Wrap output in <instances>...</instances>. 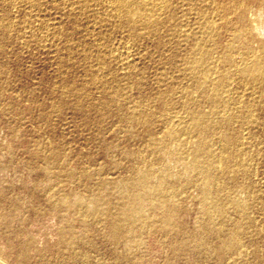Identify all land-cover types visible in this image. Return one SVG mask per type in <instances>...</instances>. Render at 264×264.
<instances>
[{
    "label": "rangeland",
    "instance_id": "374dc122",
    "mask_svg": "<svg viewBox=\"0 0 264 264\" xmlns=\"http://www.w3.org/2000/svg\"><path fill=\"white\" fill-rule=\"evenodd\" d=\"M27 1L0 0V264H264V96L232 84L211 112L173 24L130 35L111 0ZM250 6L218 55L255 57L264 87V4ZM242 107L256 126L241 128ZM196 109L204 137L188 129ZM224 153L246 171L232 179Z\"/></svg>",
    "mask_w": 264,
    "mask_h": 264
},
{
    "label": "bare ground",
    "instance_id": "6f19581e",
    "mask_svg": "<svg viewBox=\"0 0 264 264\" xmlns=\"http://www.w3.org/2000/svg\"><path fill=\"white\" fill-rule=\"evenodd\" d=\"M85 1L87 0L82 3V10L86 7L87 2ZM256 3L263 5L264 0H111L108 2L111 5L109 8L111 7L113 12L110 14L111 20L118 23L116 27L119 25L121 28H126L130 35L137 34L141 36L144 34L155 37L160 33L161 27L164 28V25L173 24V28L166 29L168 36H176V39H183L185 43L193 42L181 59L179 71L182 76L187 77L191 86L203 89L200 98L209 106L211 112L217 107L227 109L228 101L232 100V84L233 86L237 85L241 92L249 90L253 96L258 93L264 96V87L262 86L263 66L259 60L255 57H250L245 64H240L227 57V55H218L221 45L217 43V40L222 38V34L229 28L227 27L228 23L233 19L242 21L246 17V8ZM103 5L105 6V4ZM191 20L195 24L194 30L188 28V22ZM252 21L254 22V20ZM4 22L0 20V54L4 53L2 44L6 41L9 42L11 37L12 26L8 22ZM254 30L259 31L256 27ZM228 48L229 46L225 45L223 48L224 52L228 51ZM219 65L222 66L221 69ZM228 66L229 68L226 69ZM259 104L263 103L259 101ZM241 109L237 118L235 115H229V120L236 118L241 128L244 129L256 126L258 119H252V108L242 107ZM190 120L191 125L188 129L191 132L203 135V137L209 133L210 128L205 123V116L201 111L198 109L194 110ZM251 130L253 129L251 128ZM202 138L198 140V148L206 143ZM194 151L196 150L194 149ZM199 151L201 150L198 149L197 152ZM231 156L230 153H224L220 163L223 170L232 179H235L236 173L246 171L245 165L247 161L246 157L243 158L246 155L240 154V161L236 164L235 169L232 164L234 159ZM143 177L145 176L143 175ZM204 184L205 188L202 195L208 197L207 195L211 194L213 186L211 175L205 176Z\"/></svg>",
    "mask_w": 264,
    "mask_h": 264
}]
</instances>
